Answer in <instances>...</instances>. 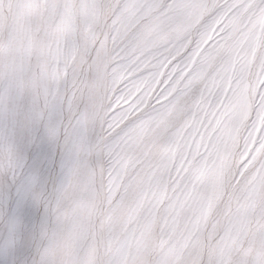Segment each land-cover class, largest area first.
Instances as JSON below:
<instances>
[{"label":"snow or ice","instance_id":"snow-or-ice-1","mask_svg":"<svg viewBox=\"0 0 264 264\" xmlns=\"http://www.w3.org/2000/svg\"><path fill=\"white\" fill-rule=\"evenodd\" d=\"M0 264H264V0H0Z\"/></svg>","mask_w":264,"mask_h":264}]
</instances>
